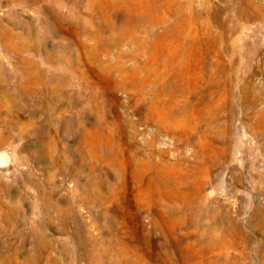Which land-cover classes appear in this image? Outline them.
<instances>
[{
    "label": "rangeland",
    "instance_id": "rangeland-1",
    "mask_svg": "<svg viewBox=\"0 0 264 264\" xmlns=\"http://www.w3.org/2000/svg\"><path fill=\"white\" fill-rule=\"evenodd\" d=\"M0 264H264V0H0Z\"/></svg>",
    "mask_w": 264,
    "mask_h": 264
},
{
    "label": "water",
    "instance_id": "water-1",
    "mask_svg": "<svg viewBox=\"0 0 264 264\" xmlns=\"http://www.w3.org/2000/svg\"><path fill=\"white\" fill-rule=\"evenodd\" d=\"M8 161H9V159L6 155H4V154L0 155V164L1 165H7Z\"/></svg>",
    "mask_w": 264,
    "mask_h": 264
}]
</instances>
